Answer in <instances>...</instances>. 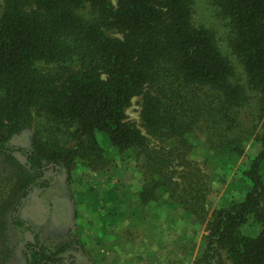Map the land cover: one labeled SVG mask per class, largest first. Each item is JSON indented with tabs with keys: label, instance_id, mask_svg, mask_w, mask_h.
Returning a JSON list of instances; mask_svg holds the SVG:
<instances>
[{
	"label": "trees",
	"instance_id": "16d2710c",
	"mask_svg": "<svg viewBox=\"0 0 264 264\" xmlns=\"http://www.w3.org/2000/svg\"><path fill=\"white\" fill-rule=\"evenodd\" d=\"M135 96L146 134L126 115ZM117 162L136 189L79 199L101 244L127 222L113 245L128 238L136 262L264 264V0H2L0 264L16 247L22 264H72L80 242L48 244L19 209ZM178 221L204 225L198 247Z\"/></svg>",
	"mask_w": 264,
	"mask_h": 264
},
{
	"label": "rangeland",
	"instance_id": "374dc122",
	"mask_svg": "<svg viewBox=\"0 0 264 264\" xmlns=\"http://www.w3.org/2000/svg\"><path fill=\"white\" fill-rule=\"evenodd\" d=\"M1 2L2 0H0V6ZM200 9L202 12L206 11L203 5ZM140 102V96L133 97L126 109V115L146 134V130L141 124ZM257 150L258 145H253L250 142L242 160L245 162L246 157L255 154ZM140 182L141 178L136 167L129 162H117L114 167L102 174H96L85 169L75 170L71 173L70 178L65 173L58 176L53 186L46 193L30 195L24 200L18 214L31 222L39 232L41 239L48 242V244L55 245L61 240L70 242L72 238L78 240L79 245H74L71 242L72 249L70 251L73 256L70 261L72 264H150L145 260L136 262L135 255L132 253L134 244L128 238L125 239V242L129 245H113L115 241L113 235L124 230L127 222L120 224L119 228L111 229L107 235L110 240L108 238V242L104 245L101 244L99 239L102 234L99 229L98 214L79 202L81 195H84L87 188L90 187L94 190H103L107 184H116L119 185V192L128 193L136 189ZM220 195L221 193L216 196L214 192L210 194L211 207L209 215L217 206ZM85 200H88V198ZM173 215L172 211L166 213V216ZM164 219L165 214L162 215V218L154 220V222L160 224ZM175 228L178 233H182V229H185L188 236L193 235L197 247L202 236L207 233L204 230V225L191 229V227L180 221L176 222ZM142 229L140 228V231L143 232ZM192 231H194L193 234ZM9 232L11 242L14 243L13 231L9 230ZM7 264H22L19 247H16L13 257Z\"/></svg>",
	"mask_w": 264,
	"mask_h": 264
}]
</instances>
